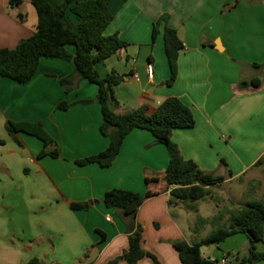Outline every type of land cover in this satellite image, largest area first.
I'll return each instance as SVG.
<instances>
[{"label":"crops","instance_id":"0c3cea01","mask_svg":"<svg viewBox=\"0 0 264 264\" xmlns=\"http://www.w3.org/2000/svg\"><path fill=\"white\" fill-rule=\"evenodd\" d=\"M9 1L0 0V50L14 49L33 36L38 25L30 0L16 7ZM80 1L84 0H72ZM109 10L114 18L105 34H118L128 43L96 64L102 78L112 71L123 77L114 87L112 111L123 115L147 107L150 114L167 98H178L195 117L194 127L175 129L171 135L183 158L226 178L215 186L237 181L242 186L259 185L233 194L238 203L264 201V186L260 190L264 183V0H111ZM164 15L168 22L160 24L153 40V25ZM68 17L78 23L74 15ZM166 25L176 30L184 46L177 59V79L170 86L166 84L171 73L164 48ZM66 49L75 54L73 46ZM69 76H74L75 84L67 92L60 80ZM251 80L260 86L240 88L241 81ZM97 92V85L80 80L74 63L64 59H41L35 76L25 84L0 76V139L4 140L0 144V264H26L33 258L43 264H107L120 256L129 246L128 219L104 204L106 192L113 189L145 197L137 216L143 229L142 248L160 264H182L172 241L193 244L209 236H200L193 226L188 203L169 206L172 188L163 181L169 154L150 132L133 130L108 168L76 163L104 151L110 143L100 133ZM63 102L71 107L58 109ZM9 121L42 124L59 157L39 158L43 142L11 131ZM222 160L226 166H221ZM208 197L199 200L204 207L210 205ZM85 202L92 203L90 209H71L72 203ZM217 209H223L225 216L212 220L201 216L196 207L198 224L218 228L229 222L232 212ZM249 246L248 237L237 234L220 244L205 245L202 254L231 264L236 257L247 256ZM256 248L263 252L264 242H257ZM138 264L155 263L145 257Z\"/></svg>","mask_w":264,"mask_h":264},{"label":"trees","instance_id":"16d2710c","mask_svg":"<svg viewBox=\"0 0 264 264\" xmlns=\"http://www.w3.org/2000/svg\"><path fill=\"white\" fill-rule=\"evenodd\" d=\"M38 14L37 30L33 36L21 40L14 49L0 50V76L9 78L20 84L29 82L36 74L41 59H64L72 61L75 75L80 80L97 85L96 101L101 107L102 123L100 133L109 137V146L102 152L77 160L80 166L98 164L103 168L110 167L119 155L125 138L135 129L150 132L156 143L166 147L169 154V164L164 172L163 181L171 187L169 206L179 203H190L205 199L211 194V188L225 181V177L202 171L193 160H185L178 146L172 141L171 135L175 129H188L195 126L193 112L178 98H167L153 113H148L147 107H141L123 115L112 111L110 105L115 102L114 87L123 81V77L115 71L102 78L96 69V64L105 61L125 49L128 43L118 34L107 35L106 29L113 21V14L109 10L111 0H84L73 3L72 0H30ZM22 0H10L12 7L20 6ZM68 13L78 19V23L69 20ZM162 22H168V15H164L153 25L152 38L159 33ZM164 48L170 67V77L167 85H173L177 79V59L184 49L175 29L165 26L163 32ZM75 48V54L66 49ZM258 68V66H255ZM61 85L70 92L75 84L74 76L60 80ZM260 82L254 80L241 81V89H256ZM71 106L67 103L58 105V109L67 110ZM11 131L32 135L44 144L39 158L49 155L59 157L55 141L45 132L42 124L28 122H8ZM0 144L4 140L0 139ZM54 146L53 150H47ZM262 160L259 161V163ZM221 166H226L224 160ZM145 197L139 193L113 189L106 192L104 204L123 218H127L128 249L120 256L110 260L107 264H138L145 257H149L155 264L158 259L142 248L143 229L137 222L140 207ZM91 202L72 203L71 209L84 211L90 209ZM104 240V234L98 232ZM244 234L249 239V250L245 257H236L231 264H256L264 261V251L258 252L257 242H264V201L252 200L246 202L240 209L233 212L228 226L215 229L204 240L189 244L185 240L172 241L177 249L182 264H218L219 261L205 258L202 248L205 245L220 244L228 238ZM85 253V257H86ZM26 264H43L38 258H33Z\"/></svg>","mask_w":264,"mask_h":264},{"label":"rangeland","instance_id":"374dc122","mask_svg":"<svg viewBox=\"0 0 264 264\" xmlns=\"http://www.w3.org/2000/svg\"><path fill=\"white\" fill-rule=\"evenodd\" d=\"M263 161H264V157H263ZM260 170H262V168H259ZM258 169H256L254 172H256ZM251 175H247V178L250 179L252 178ZM245 179V180H248ZM253 185V184H252ZM259 185L255 184L254 187H252L251 185H240L239 181L233 183L232 185L230 184H225L222 186H213L211 188V194L208 197V200H210L208 203L210 204L207 207H204L202 205V201H196V202H190L188 203L189 206L191 207L190 209H187V214L190 216V218L193 221V226L196 228H199V235L200 236H207L208 234L210 235L211 232H213V229H217L215 228L214 225L210 224V225H199L198 224V216H197V212H196V207H198V209L200 210V215L203 217H208V218H212V220H216L217 218H219L220 216H225V213H223V209L219 210L217 209V206L229 209L232 214L229 216V222L233 216V212H235L236 210L240 209V207L244 204H240L238 203V201L236 200L237 198L233 195V194H238L239 192H241V190L244 191H249L252 187V190H256L258 188ZM264 183L260 186V190L263 188ZM230 188L232 189V191L230 190ZM238 192V193H237ZM210 198V199H209ZM212 198V199H211ZM196 206V207H195ZM229 222H225L224 224H220L218 227H222V226H228Z\"/></svg>","mask_w":264,"mask_h":264},{"label":"built area","instance_id":"2783aa9c","mask_svg":"<svg viewBox=\"0 0 264 264\" xmlns=\"http://www.w3.org/2000/svg\"><path fill=\"white\" fill-rule=\"evenodd\" d=\"M149 75L152 76V68L151 67H149ZM106 220L110 221L111 218L107 217ZM219 264H227V262L225 260H222L219 262Z\"/></svg>","mask_w":264,"mask_h":264}]
</instances>
